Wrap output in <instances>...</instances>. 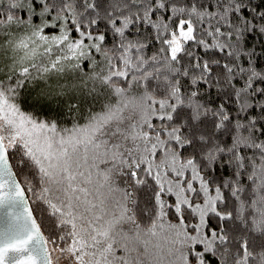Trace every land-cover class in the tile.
Here are the masks:
<instances>
[{
  "label": "snow or ice",
  "instance_id": "obj_1",
  "mask_svg": "<svg viewBox=\"0 0 264 264\" xmlns=\"http://www.w3.org/2000/svg\"><path fill=\"white\" fill-rule=\"evenodd\" d=\"M0 264H264V0H0Z\"/></svg>",
  "mask_w": 264,
  "mask_h": 264
}]
</instances>
